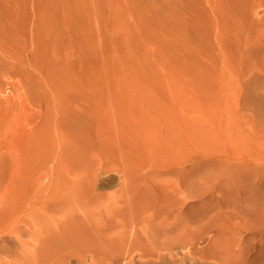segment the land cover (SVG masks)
Here are the masks:
<instances>
[{
	"label": "rangeland",
	"instance_id": "obj_1",
	"mask_svg": "<svg viewBox=\"0 0 264 264\" xmlns=\"http://www.w3.org/2000/svg\"><path fill=\"white\" fill-rule=\"evenodd\" d=\"M221 164L264 168V0H0V264H264Z\"/></svg>",
	"mask_w": 264,
	"mask_h": 264
},
{
	"label": "bare ground",
	"instance_id": "obj_2",
	"mask_svg": "<svg viewBox=\"0 0 264 264\" xmlns=\"http://www.w3.org/2000/svg\"><path fill=\"white\" fill-rule=\"evenodd\" d=\"M215 164H216V163H215ZM220 166H221V167H220ZM220 166H219V168H221V169H218V171L215 170L216 168H213V167H212V169H214L215 171L212 172V171H210V170H211V169H210L209 172H206L205 174L203 173V177H204V175H205V176H209V177L211 176V177H210V180H211L212 177H213L212 180H214L215 177L218 178V182H215V183H218L216 187H217V189L220 191V196H219L220 198H221V196H223V197H230V198H228V199H231V201H232L233 198H234V196H233V198H232L231 196H232V195H235V196H236L237 194H240L241 199H242V196H243V199H244V197H247V198H245V200L249 198L250 201H249V200H246L245 202L249 201V202H252V203H251V204L248 203L247 205H249V206H253L252 204H254V206L256 207L255 209H257V210H258L259 212H261V213H259L258 211H257V212H258V213H257L256 210L253 209L254 206H253V207H250V208H252L253 210L250 209L249 207H248V210H252V212L250 211L251 214L255 212L256 215L259 214L260 217L262 218V219H261V218H258L259 216H258V217L256 216L255 219L257 218V219H256V220H258V221H257L258 223H257V222L255 221L254 217H253V220H251V219H252L251 217L254 216V214H253L252 216H250L249 214L246 213L248 216H250V221H252V222L255 221V222H256V223L253 222V224H252V222H251V223H250L251 226H249V227L252 228V225H253V227H254V225H257V224L259 225V224H260V226H257V227H258V230L255 229L256 226L254 227L255 231L258 232L260 228L264 230V227H263L264 224H263V223H260V221L262 222V220H264V218H263V217H264V215H263V214H264V188L262 189V186L264 185V168H256V169H253V170H247V169H245V168L242 169V168H237V167H236V168H235V167H233V168L230 167V168H223V169H222V166H223V165L221 164ZM195 169H197V168H195ZM196 171H197V170H196ZM193 172H194V171H193ZM183 173H184V172H183ZM194 173H195V172H194ZM198 173H199V172H198ZM198 173H197V174H198ZM200 173H201V172H200ZM197 174H196V175H197ZM189 175H190V174H189ZM200 175H202V173H201ZM189 177H190V176H189ZM198 177H199V176H198ZM182 178H183V176H182ZM182 178H181V179H182ZM216 178H215V179H216ZM186 179H187V178H186ZM204 179H205V184L203 185V183H202L201 186H205L206 183L209 181L208 179L206 180V178H204ZM187 180H188V179H187ZM180 181H181V180H180ZM184 182H185V181H184ZM187 182H189V181H187ZM209 182L211 183L212 181H209ZM213 182H214V181H213ZM192 183H193V182H192V180H191V181H190V184L192 185ZM196 183H197V182H196ZM210 183H209V184H210ZM182 184H183V183H182ZM198 184H199V183H197V185H198ZM209 184L207 183V185H209ZM211 184H212V183H211ZM212 185H215V184L213 183ZM212 185H211V186H212ZM184 186H185V188H187V189L184 188L185 190H188V189H189V188H188V185L186 186V184H185ZM199 186H200V185H198L197 188H196V186H194V187H193V186H189V187H191V188L193 187V189H195V190H199V189L203 188V187H200V188H199ZM177 187H178V186H177ZM181 187H182V186H181ZM206 187H209V186H206ZM212 187H213V186H212ZM212 187H211V188H212ZM263 187H264V186H263ZM205 189H206V188H205ZM212 189H213V188H212ZM217 189H216V190H217ZM258 189H259V191H258ZM260 189H261V190H260ZM182 190H183V187H182ZM195 190H194V191H195ZM207 190H208V189H207ZM216 190H215V191H216ZM180 191H181V190H180ZM189 191H192V189H190ZM189 191H188V192H189ZM194 191H192V192H193V193H191L192 195H188V196H190V197L193 196V197L195 198ZM215 191H213V192H214L215 195L217 196V193H218L219 191H218V192H217V191L215 192ZM181 192H184V191H181ZM186 192H187V191H186ZM188 192H187V193H188ZM205 192H207V191L204 190L203 193H205ZM208 192H209V191H208ZM208 192H207V193H208ZM184 194H185V193H184ZM188 194H190V193H188ZM198 195L201 196V194H199V192H198V194H196V197H197ZM204 195H205V194H204ZM204 195L202 196L203 198H204ZM213 195H214V194H213ZM213 195H212V197H214ZM218 195H219V194H218ZM181 196H182V195H181ZM183 196H184V195H183ZM199 196H198V197H199ZM206 196L208 197V195H206ZM216 196H215V198H216ZM207 197H206V199H207ZM215 198H214V199H215ZM217 198H218V197H217ZM239 198H240V197H239ZM239 198H238V202L240 201ZM204 199H205V198H204ZM243 199H242V200H243ZM195 200H196V199H195ZM209 200H210V199L208 198L207 202H208V204L212 203V205H211L212 209H216L217 206H218V207H219V206H220V207L223 206V205H222V204H223L222 202H225V201H226V199H225V201H224V198H222L223 201H221V205H218V204H217V206L215 207V204H216L215 201H216V199L214 200L215 204L213 203V200H211L212 202H209ZM219 200H220V199H219ZM203 201H204V200H203ZM203 201L201 200V201L199 202V204H201V202H203ZM205 201H206V200H205ZM217 201H218V200H217ZM227 201H228V200H227ZM227 201H226V202H227ZM243 201H244V200H243ZM243 201H242V202H243ZM168 202H169V201H168ZM168 202H167V203H168ZM193 202H194V200H193ZM207 202H206V203H207ZM232 202H233V204H234V202H236V204H237V198H236V201L233 200ZM149 203H150V202H149ZM189 203H191V202L189 201ZM239 203H240V204H238L239 206L236 205V204H234V205H236V207H235V206H234V207H235V208H237V207L239 208L240 205L244 204L245 206L242 205V208H243L242 210H244V211L247 210V209H246V203H241V201H240ZM165 204H166V203H165ZM168 204L171 205V204H173V203H171V204L168 203ZM168 204H167L166 206H168ZM182 204H183V203H182ZM192 204H194V203H192ZM197 204H198V203H197ZM199 204H198V205H199ZM184 205H185V204H184ZM184 205H183V207H184ZM187 205H188V204H187ZM187 205H186V206H187ZM201 205H202V204H201ZM205 205H206V204H205ZM213 205H214V208H213ZM225 205H229V206H230L231 204H229V202H228V204H225ZM166 206H165V207H166ZM171 206H172V205H171ZM168 207H169V206H168ZM183 207H181V208H183ZM201 207H203V206H201ZM206 207H207V205H206ZM211 207H210V205H209V208H211ZM225 207H226V206H225ZM166 208H167V207H166ZM173 208H174V205H173ZM181 208H180V209H181ZM189 208L192 209L191 206H190ZM204 208H205V207H204ZM244 208H245V209H244ZM168 209H169V208H168ZM190 209H189V210H190ZM200 209H202V208H200ZM200 209H199V210H200ZM207 209H208V207H207ZM212 209H208V211H209V210H212ZM165 210H166V209H165ZM181 210H182V209H181ZM194 210H195V209H194ZM194 210H193V211H194ZM202 210H203V209H202ZM202 210H201V211H202ZM205 210H206V209H205ZM205 210H203V211H204V215H205V212L207 213V210H206V211H205ZM216 210H217V209H216ZM219 210H220V209H219ZM228 210H229V209H228ZM230 210H231V208H230ZM242 210H239V211H241V214L244 212V211H242ZM254 210H255V211H254ZM173 211H174V210H173ZM173 211H172V212H173ZM184 211H185V209H184ZM184 211H182V212H184ZM186 211H188V210H186ZM197 211H198V210H197ZM203 211H202V212H203ZM224 211H225V210H224ZM253 211H254V212H253ZM202 212H201V213H202ZM218 212H219V211H217V213H218ZM168 213H169V212H168ZM177 213H178V212H177ZM198 213H199V212H198ZM214 213H216V211H215ZM228 213H229V212H228ZM248 213H249V212H248ZM187 214H189V213H187ZM202 214H203V213H202ZM231 214H232V213H231ZM237 214H238V213H237ZM177 215H178V214H177ZM213 215H214V214H213ZM213 215H212V216H213ZM223 215H224V214H223ZM226 215H228V214H226ZM235 215H236V214H235ZM235 215H234V216H235ZM239 215H240V214H239ZM181 216H182V215H181ZM189 216H190V214H189ZM195 216H196V215H195ZM197 216H198V215H197ZM199 216H200V215H199ZM210 216H211V215H210ZM210 216H209V218L212 217V216H211V217H210ZM217 216H218V215H217ZM232 216H233V215H232ZM232 216H230V217H232ZM236 216H238V215H236ZM170 217H171V216H170ZM174 217H175V216H174ZM190 217H191V216H190ZM220 217L223 218V216H221V213H220ZM225 217H226V216H224V218H225ZM239 217H240V216H239ZM194 218H196V217H194ZM212 218H213V217H212ZM218 218H219V217H218ZM227 218H228V219H227ZM227 218H225V219L229 221V216H228ZM240 218H242V217H240ZM247 218H248V217H247ZM247 218H246V219H247ZM185 219H186V218H185ZM191 219H192V218H191ZM196 219H198V218H196ZM204 219H205V218H204ZM235 219H236V218H235ZM260 219H261V220H260ZM173 220H175V219L173 218ZM176 220H178V219H176ZM209 220H210V219H209ZM209 220H206V222H207V221L209 222ZM213 220H214V219H213ZM220 220H221V219H220ZM230 220H231V219H230ZM244 220H245V219H244ZM7 221H8V220H7ZM164 221H166V220H164ZM192 221H193V220H192ZM194 221H195V220H194ZM203 221H204V220H203ZM224 221H225V220H224ZM238 221H240V219H238ZM5 222H6V221H5ZM5 222H4V224L7 223V222H6V223H5ZM166 222H167V221H166ZM188 222H189V221H188ZM204 222H205V221H204ZM263 222H264V221H263ZM190 223H191V222H190ZM210 223H211V222H210ZM215 223H216V222H215ZM237 223H238V222H237ZM205 224H206V223H205ZM213 224H214V223H213ZM216 224H217V223H216ZM240 224H243V223H241V221H240ZM262 224H263V225H262ZM192 225H193V224H192ZM201 225H202V224H201ZM217 225H218V224H217ZM221 225H222V224H221ZM244 225H245V223L243 224V226H244ZM1 226H3V225H1ZM7 226H8V225H7ZM238 226H239V225H238ZM240 226H241V225H240ZM261 226H262V227H261ZM3 227H4V226H3ZM184 227H185V226H184ZM196 227H197V226H196ZM199 227H200V225H199ZM199 227H197V228H199ZM241 227H242V226H241ZM257 227H256V228H257ZM259 227H260V228H259ZM182 228H183V227H182ZM210 228H211V227H210ZM243 228H244V227H243ZM1 229H2V228H1ZM195 229H196V228H195ZM195 229H194V230H195ZM201 229H202V228H201ZM244 229H245V228H244ZM248 229H249V228H248ZM252 229H253V228H252ZM252 229H251V231H252ZM254 229H253V230H254ZM12 230H15V227H12ZM203 230H204V229H203ZM246 230H247V227H246ZM263 230H262V232L260 231L262 234L259 233L258 236H261V235L263 236V232H264ZM198 231H199V230H198ZM200 231H201V230H200ZM200 231H199V232H200ZM244 231H245V230H244ZM255 231H254V232H255ZM195 232H197V230H196ZM195 232H194V233H195ZM206 232H207V231H206ZM246 232H248V231H246ZM9 233H10V232H9ZM19 233H20V229H19ZM201 233H202V231H201ZM209 233H210V232H209ZM255 233H256V232H255ZM74 234H75V233H74ZM249 234H250V233H249ZM251 234H252V233H251ZM75 235H76V237H78L77 234H75ZM194 235L196 236V234H194ZM198 235H199V234H198ZM212 235H213V234H212ZM256 235H257V234H256ZM73 236H74V235H73ZM73 236H72V235L69 236V239H70V237H71V239H72ZM80 236H81V235H79V238H80ZM191 236H192V234H191ZM254 236H255V235H254ZM254 236H253V237H254ZM262 236H261V237H262ZM2 237H3V235H2ZM247 237H248V234H247ZM255 237H257V236H255ZM255 237H254V238H255ZM4 238L7 239V235H6V237H4ZM81 238H82V236H81ZM182 238H183V237H182ZM245 238H246V237H245ZM250 238H251V237H250ZM250 238H249V239H250ZM263 238H264V236H263ZM12 239H13V238H12ZM12 239H11V241H13ZM67 239H68V238H67ZM69 239H68V240H69ZM71 239H70V240H71ZM73 239H74V238H73ZM190 239H191V238H190ZM190 239H188V240H190ZM194 239H195V241L198 243V241H197L198 238H197V239L194 238ZM259 239H261V238H257L258 241H260ZM0 240H3V239L1 238ZM81 240H82V239H81ZM241 240H242V239H241ZM257 240H256V238H255V241H257ZM9 241H10V240H9ZM11 241H10V242H11ZM17 241H18V240H17ZM64 241H65V239H64ZM75 241H77V239H75ZM75 241H74V245L77 246L76 243H75ZM78 241H79V239H78ZM83 241H84V240H83ZM190 241H191V240H190ZM192 241H193V239H192ZM195 241H193V242H195ZM215 241H216V240H215ZM261 241H262V239H261ZM261 241H260V242H261ZM263 241H264V239H263ZM80 242H81V241H80ZM80 242H78V243L80 244ZM84 242H85V241H84ZM196 242H195V243H196ZM241 242H242V241H241ZM5 243H6V242H5ZM81 243H82V242H81ZM214 243H215V242H214ZM253 243H254V241H253ZM79 244H78V245H79ZM183 244H184V242H183ZM185 244H186V243H185ZM188 244H189V243H188ZM190 244H192V243L190 242ZM190 244H189V246H191ZM215 244H216V243H215ZM254 244H255V243H254ZM3 245H4V244H3ZM8 245H9V243H8ZM59 245H61V244H59ZM81 245H82V244H81ZM81 245H80V246H81ZM181 245H182V244H181ZM186 245H187V244H186ZM196 245H197V244H196ZM240 245H241V244H240ZM68 246H69V244H68ZM75 246H74V247H75ZM192 246H193V244H192ZM244 246H246V245H244ZM2 247H3V246H1V248H2ZM66 247H67V246H66ZM210 247H211V246H209V248H210ZM213 247H216V246H213ZM213 247H212V248H213ZM242 247H243V244H242ZM246 247H247V246H246ZM254 247H255V246H254ZM189 248H190V247H189ZM204 248H205V250L207 249V247H204ZM209 248H208V249H209ZM247 248H248V247H247ZM249 248H250V247H249ZM249 248L246 249V251L249 250ZM259 248H260V247H259ZM72 249H73V248H72ZM72 249H68V250L71 251ZM202 249H203V248H202ZM243 249H244V248H243ZM250 249H251V248H250ZM73 250H74V249H73ZM188 250H189V249H188ZM205 250H204V252H205ZM259 250H261V248H260ZM201 251H202V250H201ZM246 251H245V252H246ZM249 251H250V250H249ZM251 251H252V250H251ZM207 252H208V251H207ZM202 253H203V252H202ZM205 253H206V252H205ZM258 254H259V252H258ZM242 256H243V255H242ZM248 256H249V255H248ZM258 257H259V256H258ZM258 257H257V258H258ZM241 259H242V258H241ZM239 263H240V262H239ZM249 263H250V262H249Z\"/></svg>",
	"mask_w": 264,
	"mask_h": 264
}]
</instances>
